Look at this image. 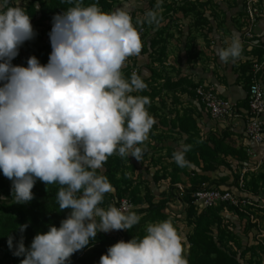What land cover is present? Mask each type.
Masks as SVG:
<instances>
[{"label":"clouds","instance_id":"9594fccd","mask_svg":"<svg viewBox=\"0 0 264 264\" xmlns=\"http://www.w3.org/2000/svg\"><path fill=\"white\" fill-rule=\"evenodd\" d=\"M10 2L0 0V172L12 181L17 204L34 199L39 180L61 186L59 208L70 212L59 228L49 225L47 233L37 234L30 248L23 237L15 244L13 236L8 246L14 256L25 257L21 264H69L99 233L128 231L141 219L126 202L120 208L100 206L113 186L97 170L113 154L140 160L139 145L156 124L146 107L150 99L132 95L147 88L143 78L134 72L128 80L121 72L143 43L132 22L133 0L110 13L76 0L53 17L49 62L42 65L32 56L27 67L16 66L12 61L20 48L37 33L31 16ZM162 20L149 10L137 23L159 26ZM242 52L239 35L233 34L218 55L222 62H235ZM190 150L181 144L173 153L179 167L190 166ZM28 227L20 225L19 231ZM146 231L142 239L109 247L99 264H188L171 220L149 224Z\"/></svg>","mask_w":264,"mask_h":264},{"label":"trees","instance_id":"16d2710c","mask_svg":"<svg viewBox=\"0 0 264 264\" xmlns=\"http://www.w3.org/2000/svg\"><path fill=\"white\" fill-rule=\"evenodd\" d=\"M119 3L120 0H83L81 6L88 7L92 4H97L102 11L110 13ZM74 6H76V0H73L72 3H69L68 0H33L29 5L23 8L26 13L31 16V20L39 17V22L43 27L42 30L35 31L37 35L33 40L26 41L22 46V49L26 54V62L32 56L37 57L42 65H46L49 62L52 47L50 37H45V35L47 33L49 34L52 30L53 17L62 12H66L69 8ZM183 10L185 11L186 9L183 8ZM136 28L138 31L143 28L147 29L148 24L145 22L139 28ZM157 44L158 43H156L154 38L151 47L154 49ZM142 51L143 53L147 52V50L143 48ZM154 52H157V48ZM158 52H160V55L157 60L164 62L167 57L166 49L162 48L161 51ZM244 73H246L245 70ZM123 76L125 79H130L132 75L125 73ZM248 79L250 80H247L248 86H250L251 77ZM197 87H199V85L194 84L188 78H181L178 81L166 79L162 86V90H165L168 93L190 91L192 94H195V89ZM134 96L148 97L151 101L150 105L146 106L148 112L157 111V106L154 103L159 97V90L157 88L149 89L147 86L145 90L139 91V93ZM246 107H248V100L246 101ZM163 124L167 127L168 120L164 119ZM172 128L179 129L182 134L189 136L185 144L191 145V150L186 153V159L190 161V166H195L203 172H215L221 167L231 168V165L227 162V159L231 157H238L241 161L245 160L244 153L236 149L234 142L230 144L226 139H220L211 141L212 145H210L208 142L203 141L200 137L198 124L196 119H194L192 112H185L183 117L178 119V121L172 125ZM173 153L174 151L171 150L170 155L173 156ZM115 155L116 154L109 156L106 163L103 165V168L105 169L104 176L108 178L113 186V190L110 193L105 194L104 200L109 199L110 204L117 207V201L128 198L136 207H138L137 211L140 214L146 215L144 220H150L153 223L170 220L169 215L166 213L168 206L167 200H169L165 198L167 195H163L164 198L162 200L155 201V196L151 192L143 189V187H141L142 185H136L135 180L129 178L127 171H135L136 165L133 163H130V165H123L121 160ZM172 166L175 168V171L170 176L172 186L169 190V196L173 197L174 195L172 192L175 189L174 184L180 182L183 177H189L187 168L190 166L182 168L179 167L176 162H174ZM255 176L256 175L254 174L252 178L253 183L256 182L254 179ZM195 177V183H197L198 180L203 181L199 184H195L191 190L187 191L188 193H186L184 197L178 198V200L183 202L186 206L188 216L194 217L195 219L194 232L190 237V244L193 247L191 257L196 258L200 250H204L209 254L216 255V260L212 262V264H240L234 255L224 251L222 238L216 241L212 233L214 228L220 229L224 223L225 217L223 214L226 208L220 206L199 213L194 204V199L192 198V193L195 192L202 183H207L211 187L222 188L219 185L216 186L214 183H210L209 177L201 176L199 174H196ZM259 177L261 180H264L263 175H259ZM154 179L156 183L161 180L158 175H156ZM236 184H238V178H236ZM60 187L59 184L46 185L44 182L37 180L36 185L33 188L34 199L31 202L26 203L30 206L31 210L25 212L24 209L26 208H21L20 217H11L9 221L2 226L3 228L0 231V252L5 253V260L0 262V264L7 263V261L13 262L14 264H21V261L25 258L13 255V251L10 250L8 246L9 236L15 238L14 243L20 241L21 237H23L25 247L30 248L34 237L39 233H47L49 225H54L57 228L60 227L61 221L66 219L70 212V210H64L62 212L59 208L57 193ZM0 197L7 198L0 199V210H9L10 207L8 203L16 202L13 195L12 181L6 178L2 172H0ZM228 207L231 210L236 211L240 216H244L238 208L231 205H228ZM24 224H28L29 227L25 232L21 233L19 227ZM174 226L177 228L179 234L182 235L181 229L175 224ZM118 232L120 235L118 239H113L108 235L99 233L95 241L91 242L84 250L74 254L70 260L80 259L82 264H99L101 256L107 254L109 247L120 241L129 242L134 237L142 239L145 236L144 233H137L134 227L128 231L118 230ZM238 246L240 247V244H238ZM262 249L264 251V246ZM190 264L196 263L190 262ZM257 264H263V261L259 260L257 261Z\"/></svg>","mask_w":264,"mask_h":264},{"label":"crops","instance_id":"0c3cea01","mask_svg":"<svg viewBox=\"0 0 264 264\" xmlns=\"http://www.w3.org/2000/svg\"><path fill=\"white\" fill-rule=\"evenodd\" d=\"M249 1L179 0V2H175V0H162L160 7L157 8L158 0H133L131 16H138L137 18L143 19L147 11L156 10L158 15L163 17L159 26L148 24L147 29L150 35H157L158 44L156 48L164 46L163 49H166L167 57L163 64L172 67L174 70L173 74L170 75L172 80L178 81L181 78H188L194 84L214 91L219 97L236 106L243 113L248 109L246 107L249 91L247 80L250 78L247 71L244 73V65L247 61L252 63L255 60L256 52L259 53L264 50V0L253 8L257 22L252 28L258 39L254 42L253 47H248L246 44L245 33L250 26ZM127 2L128 0H120L117 5L119 7V5L122 6ZM183 8L186 10L184 11ZM200 13L204 14V23L198 22L197 18ZM233 34L239 35L243 45L242 55L235 62L231 60L222 62L218 50L222 47H228ZM144 55L139 63L148 66L149 59ZM147 68H142L145 77L150 76V70ZM146 74L148 75L146 76ZM145 77L144 79H146ZM164 81L165 79H163ZM259 82L264 89V68L259 75ZM186 96L184 94V100L188 105L184 110L192 112L198 124L201 139L210 145H212L211 141L220 139H226L230 144L234 142L236 149L244 153L245 160L241 161L238 157L228 158L227 162L231 168L221 167L215 172H203L195 166L188 167L189 177H183L180 182L174 184L175 189L172 193L174 197H177V200L180 196H185L195 184L203 181L198 180L195 183L196 174L209 177L210 183L219 185L222 189H231L236 184V178L233 175L236 171L247 172L249 170L251 173L264 168V145L253 143L246 137L243 118L233 120L230 123L215 121L198 99H188ZM184 110L181 111L179 119L185 114ZM170 127L171 131L174 132L173 135L179 136L181 140L178 145L164 146L167 148L165 151L167 157L163 160L165 166L158 167V173H156L161 180L156 183L153 179L157 190L161 191L160 195L167 196L170 195L169 190L172 186L170 176L175 171L172 166L175 161L170 155V151L175 152L189 138L188 135L182 134L179 129H173L172 125ZM159 129L161 126L157 127V130ZM162 130L164 132L169 129L163 127ZM166 171L170 173L162 175ZM178 201L186 209L184 203ZM199 213L201 212L199 211Z\"/></svg>","mask_w":264,"mask_h":264},{"label":"rangeland","instance_id":"374dc122","mask_svg":"<svg viewBox=\"0 0 264 264\" xmlns=\"http://www.w3.org/2000/svg\"><path fill=\"white\" fill-rule=\"evenodd\" d=\"M33 0H11L9 6H20L25 8L29 5ZM123 6V5H122ZM118 5L114 10L122 7ZM202 8V7H201ZM113 10V11H114ZM138 16L132 17V22L135 27H140L141 24L137 23ZM198 22L204 23V14L198 15ZM33 28L35 31H40L43 29L41 23L39 22V17L32 20ZM138 25V26H137ZM143 49H146L147 52L144 55L143 51H141L139 56H131L127 59L125 65L122 67L121 72L124 75L128 73L132 75L135 71H137V75L142 76L144 82L147 84L149 89L157 88L159 90V97L155 100V104L157 106V111L150 112L149 114L153 116L156 120V124L150 130L149 138L144 142L143 145H139L142 150V158L140 160H136L134 157H121L118 154L117 156L123 165H130L133 163L136 165L135 171H127L128 176L131 180H135L136 185H142L143 189L148 190L155 196V201H160L164 197L160 195L161 191L157 190V187L154 183V175L158 173V167H164L165 162L163 161L167 157V145L170 144H179L181 140L179 136L173 135L170 125H174L178 121V117L181 114V111L186 108L188 103L184 100V94H186V98L188 99H197L195 94H192L190 91H180L177 93H168L165 90H162V86L164 85L163 79H172L171 74H173V69L170 66H164V62L158 61V57L160 55L161 49L157 48V52H154L156 47L153 49L151 47L152 39L155 38L157 43V35H150L148 29L143 28L139 31ZM47 33L45 37H48ZM263 50V49H261ZM259 53H261L259 55ZM254 55L255 60L250 63L247 61L244 65V70L251 75L254 71V66L259 65L262 69L264 68V50L263 52H259ZM147 56L149 59V65L143 66L140 64L141 57ZM13 65L16 66H24L27 67L26 62V54L25 51L20 49V54L12 61ZM149 68V75L146 74L147 77L142 73V68ZM147 68V69H148ZM128 71V72H127ZM259 73V75L261 74ZM146 79H144V77ZM155 77V78H153ZM128 80L130 79L127 78ZM156 79V80H154ZM139 93L134 92L132 95ZM201 104V103H200ZM202 105V104H201ZM187 112V110H184ZM168 120V126L165 127L163 124V120ZM161 126V129L157 130V127ZM168 128L169 130L164 131L162 128ZM159 131V132H158ZM162 131V133H161ZM167 166V165H166ZM170 169V168H169ZM105 169H98V175H104ZM170 173L169 171L163 172L162 175ZM256 175L254 179L255 183L252 182L253 175ZM235 178H238V184H235V187L231 188L233 192L237 193L236 195L242 199L243 205L241 208H238L244 216H240L236 211L231 210L228 205L221 206L225 207L224 217L225 221L220 227L213 229V236L216 241L222 238L223 249L227 253H231L235 256V258L239 261L240 264H257V261L262 260L264 264V251L262 247L264 246V180L260 179L259 175L264 176V168L251 172L247 170V172H239L233 173ZM258 176V177H257ZM120 177V176H118ZM236 180V179H235ZM39 181V180H38ZM144 181V182H142ZM154 189V191H152ZM183 196V195H182ZM181 197V196H180ZM184 197V196H183ZM165 198L168 203L166 213L169 215L170 220L178 226L182 231V238L185 247V258L190 262H195L196 264H212L216 260V255L209 254L204 250H200L198 256L196 258L191 257V251L193 249L190 244V237L194 232L195 228V219L194 217H189L186 209L182 206L181 203L177 200V197L166 196ZM9 210H0V231L2 230V226L4 223L9 221L11 217H20L21 216V208L24 209L25 212L31 210L30 206L25 204H17L16 202L8 203ZM101 207L107 209L112 206L109 202V199H105L103 203L100 205ZM12 207V209H11ZM138 207L134 205V210L137 215L141 217L138 224L134 225V229L137 233H144L147 235V226L149 224H156L150 220H144L146 215L140 214L137 211ZM24 212V213H25ZM26 214V213H25ZM108 235L111 238L118 239L120 237L119 232L114 230L110 233H102ZM17 241L15 244H18ZM240 244V247L238 246ZM5 260V253L0 252V262ZM4 264H14L13 262H8ZM69 264H82L80 259L70 260Z\"/></svg>","mask_w":264,"mask_h":264},{"label":"built area","instance_id":"2783aa9c","mask_svg":"<svg viewBox=\"0 0 264 264\" xmlns=\"http://www.w3.org/2000/svg\"><path fill=\"white\" fill-rule=\"evenodd\" d=\"M262 0H250L248 2V14L250 15V26L246 30L245 38L248 47H253L254 42L258 39L254 32L253 26L257 22L253 14V8ZM179 2V0H175ZM261 67L254 66V71L250 75L251 85L248 91V109L241 113L236 106L219 97L214 91L199 86L195 89V95L198 101L210 114L215 121L230 123L233 120L240 118L245 122L246 137L253 143L264 145V89L259 82V73ZM137 74V71H135ZM194 204L198 212H203L208 209H215L224 205H231L235 208H241L243 205L241 197L237 196L231 189H219L211 187L207 183L199 185L198 189L192 193ZM129 205V211L134 210L133 202L124 198L117 201V207L120 208L123 203Z\"/></svg>","mask_w":264,"mask_h":264}]
</instances>
